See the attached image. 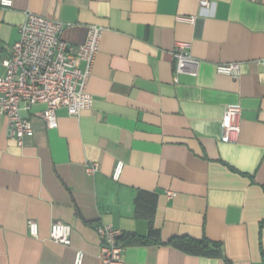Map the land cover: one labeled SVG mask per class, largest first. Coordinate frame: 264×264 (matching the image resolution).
<instances>
[{"label": "crops", "instance_id": "1", "mask_svg": "<svg viewBox=\"0 0 264 264\" xmlns=\"http://www.w3.org/2000/svg\"><path fill=\"white\" fill-rule=\"evenodd\" d=\"M211 2L13 0L0 8L2 59L26 13L63 23L61 38L74 46L91 26L103 29L90 108L77 117L59 108L54 130L38 116L44 104L22 110L33 136L21 147L0 117V264H73L78 250L82 264H101L99 225L146 239L120 242L123 264H264V0ZM179 41L200 64L174 82ZM225 63H240L238 78L216 72ZM229 104L241 106V129L223 142ZM88 163L97 173H85ZM54 222L70 225V245L50 239ZM183 239H205L219 253Z\"/></svg>", "mask_w": 264, "mask_h": 264}, {"label": "built area", "instance_id": "2", "mask_svg": "<svg viewBox=\"0 0 264 264\" xmlns=\"http://www.w3.org/2000/svg\"><path fill=\"white\" fill-rule=\"evenodd\" d=\"M13 0H0V8L10 9ZM211 0H199V7L210 9ZM194 21V17L188 19ZM63 23L46 17L26 13L24 22L19 26L18 40L7 50V56L1 58L0 48V117L8 124V135L17 146L21 147L26 138L33 136L29 118L21 111H29L37 103L45 105L38 115L48 130L57 128L56 111L64 108L69 116L77 117L81 111L90 108L92 97L87 91V84L93 71L99 51L103 29L91 26L86 43L74 46L61 38ZM190 45L176 42L172 51L174 82L182 73L196 76L200 61L190 54ZM264 66V59L260 61ZM82 64V67L78 66ZM218 74L238 78L240 63H225L216 66ZM241 106L229 104L225 107L221 119L220 139L230 142L240 133ZM123 168L122 161H117L112 179L118 180ZM87 175L98 171V164L88 163L84 167ZM173 196V193H168ZM29 235L36 237L38 227L35 221H28ZM100 239L99 259L101 264H123V245L119 237L123 234L111 225H99L96 228ZM70 225L54 222L50 227V239L56 243L70 245ZM83 252L76 251L73 264H82Z\"/></svg>", "mask_w": 264, "mask_h": 264}, {"label": "trees", "instance_id": "3", "mask_svg": "<svg viewBox=\"0 0 264 264\" xmlns=\"http://www.w3.org/2000/svg\"><path fill=\"white\" fill-rule=\"evenodd\" d=\"M119 242L124 244H132V243H143L146 241L145 238H139L134 236H124L119 237ZM182 241L186 242L188 246L191 248H198L202 250L205 254L216 255L219 253L218 245L214 243H210L209 241L203 240H194V239H183Z\"/></svg>", "mask_w": 264, "mask_h": 264}]
</instances>
